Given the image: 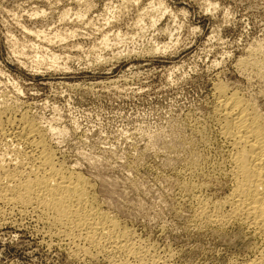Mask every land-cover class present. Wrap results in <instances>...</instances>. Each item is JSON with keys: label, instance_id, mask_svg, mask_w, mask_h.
<instances>
[{"label": "rangeland", "instance_id": "obj_1", "mask_svg": "<svg viewBox=\"0 0 264 264\" xmlns=\"http://www.w3.org/2000/svg\"><path fill=\"white\" fill-rule=\"evenodd\" d=\"M262 70L264 0H0V154L29 152L13 133L31 125L146 258L252 264L260 236L197 210L227 214L234 186L216 89L264 125ZM0 210V264L138 263L66 242L31 210Z\"/></svg>", "mask_w": 264, "mask_h": 264}, {"label": "bare ground", "instance_id": "obj_2", "mask_svg": "<svg viewBox=\"0 0 264 264\" xmlns=\"http://www.w3.org/2000/svg\"><path fill=\"white\" fill-rule=\"evenodd\" d=\"M222 87L216 89L219 99L218 110L220 108L221 119L224 122L223 127L220 125L222 128L220 130L222 131L221 136L229 140L232 148L230 150L232 156L231 154V158L228 156L230 158L228 161L232 164L230 165L232 166L230 178L233 180L234 186H232L233 189L231 188V193L222 201L223 205L221 206H223L222 208L224 205L228 206L230 210L223 215L220 202L209 205L205 204L207 201L202 203L203 201L200 200L201 204L197 203L200 204L197 214L203 221L213 223L215 226L217 224L224 225L231 220L240 222L260 236L264 242L263 121L255 111H252L253 108L249 109V106L245 105L246 100L242 102L240 96L235 95L237 92L227 94ZM11 123L12 121L10 125H12ZM6 124H2L0 116L1 139L5 134L4 131H8ZM35 132L37 131L31 125H25L13 133L14 138L29 145V152L21 154L19 151L14 157L12 156L13 158H6L4 156L6 154H0V203L13 209L18 208L21 212L31 210L39 218L55 226L59 236L66 242L83 245L90 250L109 249L113 253L115 251L122 252L125 253L124 255L133 257L138 263L144 264L143 262L149 258L145 257V253L143 254L145 250L138 251L139 248L135 247L132 237L126 233L127 230H124L125 232L120 230L117 222L98 213L99 211L93 207L92 200H90L92 196L90 195V198L87 196V188L90 186L87 187L85 178L81 177L79 173L76 174L64 170L61 165V167L58 166L50 150H47ZM199 217L197 219H200ZM106 251L105 253H107ZM152 258L154 257L146 260L147 264H159ZM252 264H264V247L261 248L259 259L254 260Z\"/></svg>", "mask_w": 264, "mask_h": 264}]
</instances>
